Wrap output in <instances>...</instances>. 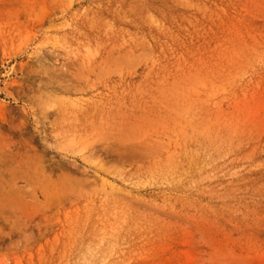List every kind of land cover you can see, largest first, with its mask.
<instances>
[{
	"label": "rangeland",
	"instance_id": "1",
	"mask_svg": "<svg viewBox=\"0 0 264 264\" xmlns=\"http://www.w3.org/2000/svg\"><path fill=\"white\" fill-rule=\"evenodd\" d=\"M148 1L0 0V264H264V0Z\"/></svg>",
	"mask_w": 264,
	"mask_h": 264
},
{
	"label": "bare ground",
	"instance_id": "2",
	"mask_svg": "<svg viewBox=\"0 0 264 264\" xmlns=\"http://www.w3.org/2000/svg\"><path fill=\"white\" fill-rule=\"evenodd\" d=\"M121 1L123 2V5L129 7L130 12L136 14V16H138L140 18V21L143 22L144 24L150 26L163 27L166 24V20L169 19L168 17L155 16V13L152 12V10L150 9L151 6L153 7L152 1L151 2L148 0H121ZM171 1H173L177 5L180 4L182 6H187V7H191L196 4L194 0H171ZM197 5L199 6V8L203 7V5H201L200 3L199 4L197 3ZM85 18L86 19L88 18V20H90L91 22L96 23L97 21H100L102 19V15L101 13L98 12L90 13L89 11ZM12 217H14V221H15L16 217L15 216ZM18 222H20V220ZM114 245H115V240L112 239L111 236L104 237L101 235L100 236L96 235L92 237V239H88L87 241H84L79 245L75 246L76 248L74 249L73 256L77 262L93 263L95 261L100 260L105 255L109 254L111 248Z\"/></svg>",
	"mask_w": 264,
	"mask_h": 264
}]
</instances>
